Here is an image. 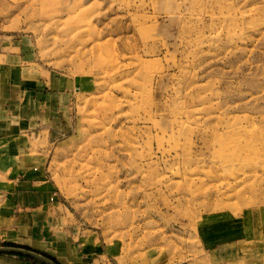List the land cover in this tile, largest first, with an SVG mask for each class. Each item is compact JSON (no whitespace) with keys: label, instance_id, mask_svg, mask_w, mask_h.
Wrapping results in <instances>:
<instances>
[{"label":"rangeland","instance_id":"rangeland-1","mask_svg":"<svg viewBox=\"0 0 264 264\" xmlns=\"http://www.w3.org/2000/svg\"><path fill=\"white\" fill-rule=\"evenodd\" d=\"M17 179L81 264H264V0H0V191ZM27 226L0 248L43 259L0 257L69 264Z\"/></svg>","mask_w":264,"mask_h":264},{"label":"crops","instance_id":"crops-1","mask_svg":"<svg viewBox=\"0 0 264 264\" xmlns=\"http://www.w3.org/2000/svg\"><path fill=\"white\" fill-rule=\"evenodd\" d=\"M34 185H37V188ZM26 190L24 185H21L17 179L12 186L0 191V227L12 224L15 231L21 233V229L30 222L31 226H27L26 229L27 231L30 229V237L27 238L32 239L33 243L38 245V248L33 247L34 249H38L50 257L52 256L56 260L63 259L69 264L83 263L82 258L78 256L75 250L73 251L72 243L68 239L69 237H66V234L61 237V235L59 236L54 232L51 233V229H46L44 226L46 223L59 221L58 211L61 212V208L60 204L55 202L53 193L41 191L36 182H32V188ZM25 191L26 194L31 195L28 196L27 202L24 200ZM9 192L13 195L10 196V199L8 197ZM18 192L20 193L17 195ZM15 195L17 197L14 198ZM21 211L24 213L23 221H21L23 216ZM24 221L26 222L23 223ZM17 237L21 238V235L17 233ZM0 264L33 263L15 257H0Z\"/></svg>","mask_w":264,"mask_h":264},{"label":"water","instance_id":"water-1","mask_svg":"<svg viewBox=\"0 0 264 264\" xmlns=\"http://www.w3.org/2000/svg\"><path fill=\"white\" fill-rule=\"evenodd\" d=\"M0 252H21V253H24V254H28V255H31V256H35V257H40L42 258L41 256H38V255H35V254H31L29 252H25V251H20V250H15V249H10V248H0ZM43 259V258H42ZM49 262V261H48ZM48 264H51V263H48Z\"/></svg>","mask_w":264,"mask_h":264},{"label":"trees","instance_id":"trees-1","mask_svg":"<svg viewBox=\"0 0 264 264\" xmlns=\"http://www.w3.org/2000/svg\"><path fill=\"white\" fill-rule=\"evenodd\" d=\"M20 258H23V256H20Z\"/></svg>","mask_w":264,"mask_h":264}]
</instances>
